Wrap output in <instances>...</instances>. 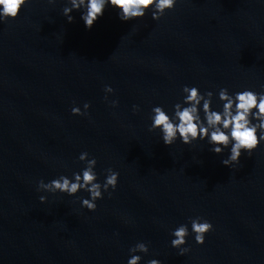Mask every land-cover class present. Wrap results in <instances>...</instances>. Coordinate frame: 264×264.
Returning a JSON list of instances; mask_svg holds the SVG:
<instances>
[{
  "label": "water",
  "instance_id": "1",
  "mask_svg": "<svg viewBox=\"0 0 264 264\" xmlns=\"http://www.w3.org/2000/svg\"><path fill=\"white\" fill-rule=\"evenodd\" d=\"M65 3L29 0L0 23V264H126L138 241L141 264H264V143L231 169L204 141L166 146L148 131L151 108L172 109L184 85L264 90V0H179L160 20L109 7L91 29L78 11L68 23ZM82 151L101 182L120 173L95 211L36 191L82 168ZM195 216L213 229L179 255L170 230Z\"/></svg>",
  "mask_w": 264,
  "mask_h": 264
},
{
  "label": "clouds",
  "instance_id": "2",
  "mask_svg": "<svg viewBox=\"0 0 264 264\" xmlns=\"http://www.w3.org/2000/svg\"><path fill=\"white\" fill-rule=\"evenodd\" d=\"M54 0H49L53 3ZM179 0H66L62 15L68 23L74 20L73 11L80 12V19L86 29H91L94 23L104 14L106 8L116 11L121 21L138 20L150 13L152 20H160L166 12L175 9ZM29 0H0V23H7L16 19L23 11ZM104 99L115 90L111 85L104 86ZM182 99L178 100L172 109L164 105H154L151 108L149 119L151 123L148 131H159L164 145L171 146L179 140L180 143L191 145L194 141H204L209 146V151L216 154L227 153L221 163L229 168L240 164L242 154L251 156L261 143H264V90L242 88L230 92L227 87H220L218 93L212 90L201 91L198 86L184 85ZM214 97L218 100L213 107ZM112 106L118 104L111 100ZM91 107L89 102H84L83 107L73 102L71 113L73 115H88ZM133 111L139 110V105H133ZM78 160L83 162V167L71 175L63 174L45 182L42 178L37 182L36 191L41 193H64L74 196L82 208L95 211L97 201L103 199L104 193L111 196L115 190L120 173L113 168L105 169V177L101 182L97 173V159L90 156L87 151L80 152ZM88 195L77 196L79 192ZM40 203H46L48 196H38ZM191 229L188 224L181 223L170 230L173 237L170 246L178 249L179 255L190 251L187 237L194 234L197 244H203L208 232L213 229V224L202 216L189 217ZM129 257L126 264H141L143 256L139 253L149 252L148 244L138 241L129 248ZM146 264H163L158 258L146 261Z\"/></svg>",
  "mask_w": 264,
  "mask_h": 264
}]
</instances>
